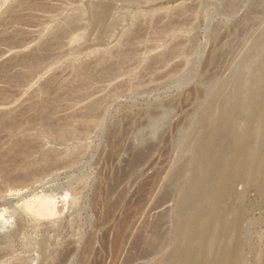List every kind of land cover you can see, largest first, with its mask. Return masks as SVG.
I'll use <instances>...</instances> for the list:
<instances>
[{
    "label": "rangeland",
    "instance_id": "rangeland-1",
    "mask_svg": "<svg viewBox=\"0 0 264 264\" xmlns=\"http://www.w3.org/2000/svg\"><path fill=\"white\" fill-rule=\"evenodd\" d=\"M225 1L0 0V161L7 162L0 163V264L156 263L162 249L149 254L135 240L156 221L173 226L176 197L194 174L192 148L204 136L197 109L207 102L203 90L228 76L225 88L234 89L235 59L252 45L262 46L253 50L264 64V0ZM193 129L200 131L186 136ZM234 193L252 224L230 244L247 240L241 264H264V200L240 181ZM45 199L55 201V211L41 217ZM221 221L214 216L207 236L211 253Z\"/></svg>",
    "mask_w": 264,
    "mask_h": 264
},
{
    "label": "bare ground",
    "instance_id": "bare-ground-1",
    "mask_svg": "<svg viewBox=\"0 0 264 264\" xmlns=\"http://www.w3.org/2000/svg\"><path fill=\"white\" fill-rule=\"evenodd\" d=\"M225 2H222V3L224 4ZM230 9H232V8H230ZM262 9H264V8H262ZM262 9H261V12H262ZM256 12H257V10H256ZM248 14L249 13H247V15ZM250 16H251V14H250ZM253 17H254V15H253ZM253 17H251V19L248 18V20L251 22L254 19ZM262 17L263 16H261V17L259 16V18H262ZM257 18L258 17H256V19ZM259 18H258V20H260ZM248 20H246V22ZM258 20L256 22H258ZM250 22L248 23V26H249ZM253 22H255V19ZM244 25H245V23H244ZM245 26H247V24ZM252 26H254V23L252 24ZM250 28L251 27L247 28V30L249 29V31H250ZM261 29H264V26ZM242 30H245V29H242ZM249 31H247V33H250ZM263 31L260 30L259 32L258 31L257 32L258 33L262 32V34H263ZM62 32H63V30H62ZM213 34H214V31H213ZM215 35H217V33H215ZM215 35H213V36H215ZM258 36L259 37H257V39L262 37V36H260V34H258ZM254 40H255V38H253V41ZM262 40H264V38ZM262 40L260 39L258 41H262ZM251 42H252V40H251ZM255 42L257 43V41H255ZM252 44H254V42H252ZM263 44L264 43H262L260 45H263ZM250 45H251V43H250ZM258 45H259V43L255 44L254 45L255 48L253 45L251 47L249 46L250 48L247 46V48H249L248 51H247V49L244 50V54H242V56H240L238 59H235V62L237 61L236 64H238V67L239 68L241 67V69H239V68L236 69L237 66L234 63V66H236V67H234V70L236 69V71L232 72L233 74H231L232 75L231 80H233V82H235V83L237 82V84L234 83V85L236 86V87L233 86V87H235L234 89H231L228 91L225 88L226 83L227 84L232 83L228 79L229 78V76H228V78H226L227 80L225 79V80L219 81V79L218 80L216 79V81H213L214 80L213 79V80H211L212 82L209 81V83L211 82L210 83L211 85H208V87L203 90L202 94H204V99H207V102L206 103L202 102V103L198 104L197 109L201 110V112H203L202 113L203 118L200 121L202 123V126L200 127V129H202L204 127V136L201 139L197 140L198 142H195V143H197L196 147H193V148L191 147L192 149H196L195 154L192 155V157L190 159L191 160L190 168H192V170L194 171V174L192 175L191 178L185 179L183 181L181 191H180V193H178V195L176 197L175 206H174V210H175L176 215L173 218V226L169 229L164 228V227L162 228L163 225H162L161 221L160 222L156 221L154 223L153 230H151L152 232H150L151 233L150 235H145L144 232H140V234H138V236L135 240L139 244L143 243V245H144V243H147V246L149 245L150 248L152 249V250L148 249V252L149 251L153 252V251H157V250L159 251V249L163 250V251L161 250V253L158 254L159 257L157 258L155 264H241L246 260L248 261V259H247L248 257H246V255L244 254V246H245V244L250 243V242H248L247 240H240L239 239V241L236 242L235 244H230V241H231L230 238L232 239L233 234L235 232H241V231L247 232L248 230H250V225L252 224V223L250 224L249 222H247V219L249 218V215H250V210L246 207V205L244 203H242V202L236 203V199L238 197L234 193V185L239 181L243 182L247 189L253 187L257 191V193L261 197V199L264 200V86H263L264 64L261 65L259 63L260 61H258V60H260L259 56L261 53V52L258 53V50L262 48V46L258 47ZM256 47H257V49L258 48L259 49L257 51L256 50L254 51L253 49H256ZM251 48L254 52H252ZM122 52L123 51H121V54H119V55H121V57H122ZM231 53H233V51ZM32 54H34V53H32ZM26 55H28V54H26ZM125 56H124V59H125ZM234 58H237V57H234ZM32 59H33V57H32ZM126 59H127V56H126ZM26 61H28V60H26ZM21 62H22V60H21ZM37 62L39 64L38 60L36 62L33 61V63H37ZM22 64H23V62H22ZM28 64H29V61H28ZM32 65L33 64L31 63V67H32ZM104 66H106V65H104ZM99 67L103 68V66H99ZM75 68H77V66ZM78 68H80V67L78 66ZM231 68H232V66H231ZM120 69H121V67H120ZM247 69H249L248 71H250V72H246ZM82 70L84 71V69H82ZM231 70H233V69H231ZM113 71H114V69H113ZM3 72H6V71H3ZM1 74H4V73H1ZM75 74H78V73L76 72ZM81 74H83V73L81 72ZM86 75H87V73H86ZM7 76H8V74H7ZM88 77H89V75H88ZM79 79H81V78H79ZM89 79H90V77H89ZM7 80H8V78H7ZM76 80H78V79H76ZM79 82L81 83V80ZM200 82L202 83V81H200ZM76 83H78V82H76ZM86 83H87V81H86ZM16 84H18V83H16ZM203 84H204V82H203ZM63 85H61L62 88L65 86V85L64 86ZM83 85H81V86H83ZM75 86H77V84L74 85V87ZM48 87H50V85ZM51 87L52 88L54 87V83L51 84ZM69 87H70V85H69ZM205 87H206V85H205ZM45 89H43V90H45ZM76 89H78V87H76ZM66 90L68 91L67 93H69V90L68 89H66ZM79 90L80 89H78V91ZM71 91H70V93H71ZM247 91H249V92L251 91V92L248 95H246V93H248ZM72 92H75L76 94L79 93L76 91H72ZM81 92H83V90ZM199 92H201V91H199ZM243 92H246V93L242 96L241 94ZM41 93L43 94V92H41ZM75 93H73V94H75ZM79 94H81V93H79ZM229 95L233 96V99L227 98V96H229ZM95 100H97V99H95ZM36 101H38V100H36ZM42 101L44 102L43 99H42ZM92 101H93V99H92ZM51 103L53 104V101ZM93 103H94V101H93ZM196 103H198V102H196ZM46 104L44 106H46ZM52 104H51V106H52ZM95 104L99 105L98 103H95ZM90 105H89V108H90ZM96 106H93V107H96ZM89 108L87 111H90ZM24 110H26V109H24ZM24 110H23V112H25ZM42 110L44 111L45 109L42 108ZM38 112H39V110H38ZM91 112H92V110H91ZM18 115H20V113ZM18 115L16 117H18ZM195 115H196V113H195ZM4 116L6 117V115H4ZM29 117H30L29 119L34 118L33 115H32V117L31 116H29ZM89 117H90V114H89ZM13 119H15V121L18 120V118L16 120V118H14V117H13ZM47 119H49V118H47ZM9 120L10 119L7 120L4 118V121L6 123ZM242 120H244V123H241ZM19 121L20 120H18V122ZM18 122H15V124L17 123L19 125ZM68 122H70V121H68ZM72 123H73V121H72ZM157 123H159V121H157ZM22 124H21V126H22ZM165 124L167 125V122ZM242 124H244V125H242ZM3 125H5V123ZM8 125H11V124L9 123ZM18 125H17V127H18ZM44 125L47 126L46 124H43V126ZM1 127H3V126H1ZM12 127L14 128V125H12ZM17 127L15 126V128H17ZM0 129H3V128H0ZM200 129H198V130L195 129L196 132L193 129L192 130L193 134H192V132H189L190 134H188L186 136L190 135V137L192 138V136L196 135L195 133L199 132ZM17 130L18 129H16V132H18ZM52 130H54V128ZM69 130H67V131H69ZM64 132L67 133L66 131H64ZM64 132L62 131L63 134H64ZM181 133H182V131H181ZM185 133L183 136L181 135L182 138L186 137ZM69 134H70V132H69ZM187 138H189V137H187ZM15 141L16 140H14L12 145H14V143H16V146H17V142H15ZM177 143H178V141H177ZM12 145L10 146L11 149H12ZM18 145H19V143H18ZM20 147H21V145H20ZM14 148H18V146L17 147L14 146ZM15 150L16 149H14V150L12 149V151H14L13 153H15V152L17 153V151H15ZM24 150H25V148L22 149V151H24ZM9 152H7V153L9 154ZM20 152L21 151H19V154L21 155L22 152L21 153ZM10 153H11V155L13 154L12 152H10ZM28 154H26V156ZM23 156H24V154H23ZM11 157H13V156H10V158ZM11 159L16 160L15 158H11ZM47 159H49V158H47ZM140 159H142V158L140 157ZM14 160L12 161V163H14ZM16 162L17 161H15V163ZM18 162H19V160H18ZM22 162H24V161H22ZM0 163H2L3 166H5L7 163L6 159L4 161L5 165H4L3 161H0ZM15 163H14V165H15ZM25 163H27V162H25ZM140 163H141V161H140ZM188 163H190V162H188ZM23 164L21 163L22 166H23ZM12 165L13 164L10 163V167H12ZM16 165L18 166V164H16ZM19 165H20V163H19ZM21 165H20L19 170H18L17 166L16 167L14 166L13 168H17L18 171H20V170L22 171ZM28 165H31V164L29 163ZM6 168H3V169H6ZM185 168H183V167L178 168L176 170V172H174L175 173L174 177L176 180L183 173ZM25 169H24V171H25ZM17 170H16V172H17ZM1 171H2V169H1ZM3 171H6V170H3ZM18 174H20V173H18ZM16 175H17V173H16ZM17 179H18V177H17ZM167 188H168V186H167ZM167 191L169 192L170 188H168L166 190V192ZM166 192L163 194L161 201H166V198L168 200V194H167L168 192L167 193ZM53 201L54 200H52V199H45V201H42L41 205H40L41 209L39 208L40 212L38 213V216L48 217V216L54 214V211H55L54 202L55 201L54 202ZM263 203H264V201H263ZM114 205H115V203H114ZM117 205H118V203H117ZM216 215H220L222 218V221L218 226H216V229L214 231L216 233L217 238H218V242H217L218 245H217V247H215L214 252L211 253L212 249L210 248V246L212 247V245H209V248H207L208 245L206 242H207V236L211 232V226L213 224V218ZM0 216L1 217L3 216V213L1 211H0ZM6 223H7V221H6ZM136 242H135V244H136ZM167 248H169V249H167ZM207 249H208V251H207ZM152 252L151 253L149 252V254H152ZM65 254H67V253H65ZM258 258H259V256H257V253L254 252V257H253L252 261L257 260ZM62 259L65 260L66 255ZM130 261H132V260H130ZM66 262L67 263H64V264H68L69 261H66ZM61 263H62V261H61ZM261 263H263V262H261Z\"/></svg>",
    "mask_w": 264,
    "mask_h": 264
}]
</instances>
